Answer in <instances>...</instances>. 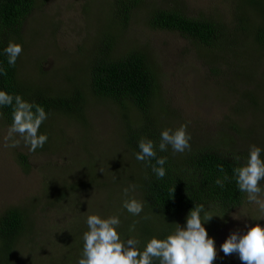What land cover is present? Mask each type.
<instances>
[{"label": "rangeland", "instance_id": "rangeland-1", "mask_svg": "<svg viewBox=\"0 0 264 264\" xmlns=\"http://www.w3.org/2000/svg\"><path fill=\"white\" fill-rule=\"evenodd\" d=\"M35 2L18 25L17 43L23 52L16 74L31 82V88L56 95L81 86L85 60L105 30L109 0ZM152 8L218 21L227 30L213 46L202 45L175 30L148 26L146 16ZM255 25H264V6L249 0H141L124 28L109 27L115 32L114 54L137 48L149 58L156 74L151 107L159 127L175 131L186 125L190 149L217 145L248 159L251 146L264 149V44L255 35ZM259 36L264 39V34ZM86 90L78 115L48 116L39 132L48 140L34 152L19 136V146H4L10 126L0 113V214L15 209L23 225L6 246L12 264H78L87 217L93 214L118 216L122 240L140 242L147 229L156 237L164 224L171 232L178 224L186 226L187 217L165 222L146 212L134 181L133 157L122 137L128 122L124 120L137 124L140 113L130 104H120L126 105L123 109ZM261 155L264 158V152ZM130 199L143 202L140 215L123 207ZM210 213L215 215L204 227L217 249L213 264H243L238 254L225 256L220 246L234 231L243 234L257 223L264 225V219L257 220L264 214L247 196L238 206Z\"/></svg>", "mask_w": 264, "mask_h": 264}, {"label": "trees", "instance_id": "trees-1", "mask_svg": "<svg viewBox=\"0 0 264 264\" xmlns=\"http://www.w3.org/2000/svg\"><path fill=\"white\" fill-rule=\"evenodd\" d=\"M249 1L256 6H264V0ZM109 2L105 30L100 32L90 50V55L85 60L86 78L80 82L81 86L70 87L56 95L52 90L36 86L34 89L31 88L33 84L26 82L23 76L18 77L16 65L10 66L4 53L9 42H19L18 25L34 7L35 0H0V68L7 72V75L0 74V90L13 96L21 95L24 100L43 107L48 116L52 113L78 115L77 109L82 108L84 102L85 87L90 95L109 98L119 106L126 103L135 108L140 113L141 120L134 121L138 122L137 124H132L130 120L125 119V122L128 121L127 129L126 132H122V137L133 157L134 181L138 185L142 201L146 204V212L161 218L162 221L169 222L176 216L188 217L190 210L200 204H203L208 212L217 211L219 208L231 209L242 204L246 193L239 191L233 171L246 164L247 159L242 155L224 151L217 145L198 146L183 153L174 152L170 145L166 151L159 150L161 132L165 128L159 127L152 113L156 74L149 58L140 49L130 48L114 54L112 45L115 39L112 34L115 32L110 31L109 27L116 25V31L118 27L124 28V21L127 20L129 13L138 7L141 0H109ZM149 13L146 16L148 26L175 30L202 45L213 46L220 38L218 35H222L227 30L221 22L185 17L175 10L152 8ZM253 27L259 42L264 44V39L259 36L264 34V25ZM125 107L121 108L125 109ZM0 113L3 121L11 126L13 106L0 107ZM141 139H150L154 142L157 158H167L164 165L166 175L162 179H158L152 171V165L156 164L155 158L150 162L136 159V153L140 151L138 145ZM221 165L223 170L220 168ZM225 176L228 179L225 180ZM217 179L224 182L223 187L216 183ZM19 215L20 213L15 209H6L0 214V241H2L0 264H12L7 257L6 246L15 230L23 226L19 223ZM171 231V227L167 224H164L163 231L156 237L149 235L148 229L145 230L141 233L139 248L143 250L153 237L166 238L172 233ZM154 264L159 262L156 261Z\"/></svg>", "mask_w": 264, "mask_h": 264}, {"label": "clouds", "instance_id": "clouds-1", "mask_svg": "<svg viewBox=\"0 0 264 264\" xmlns=\"http://www.w3.org/2000/svg\"><path fill=\"white\" fill-rule=\"evenodd\" d=\"M22 52L21 44L9 42L4 49L7 63L14 67ZM0 74L7 75V72L0 68ZM5 106H13V113L12 124L4 137V146L13 148L19 146L20 140L16 139L19 136L25 145L29 146V151L34 152L38 148H43L48 136L39 134V129L48 119L45 109L24 100L21 95L13 96L0 90V107ZM190 140L187 126L182 125L175 131L163 130L158 147L163 152L170 145L174 152L183 153L190 150ZM138 146L140 151L136 153V159L150 162L155 158L156 164L152 165V171L158 179L165 177L164 165L167 158H157L154 142L150 139H141ZM262 152L264 149L261 147L251 146L246 164L233 171L239 191L246 193L247 201L258 205L260 213L264 214V199H261L264 195V188L261 187V182L264 181ZM220 168L223 170L222 165ZM224 179L228 177L225 176ZM216 183L224 186L220 179H217ZM128 192L129 188H125V195ZM123 207L128 213L138 216L143 212L144 205L141 201L130 199L123 202ZM214 215L206 211L203 204L197 205L190 210L185 227L178 224L166 238H151L143 250L139 248V240L121 239L118 232L121 221L118 216L89 215L86 221L88 231L83 234V250L78 264H154L156 261L159 264H213L217 257V249L204 224ZM233 218L239 219L240 216L233 215ZM259 219H264V215L257 218ZM220 248L225 256L238 254L243 264H264V225L257 223L243 234L239 231L232 232Z\"/></svg>", "mask_w": 264, "mask_h": 264}]
</instances>
